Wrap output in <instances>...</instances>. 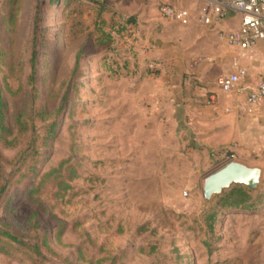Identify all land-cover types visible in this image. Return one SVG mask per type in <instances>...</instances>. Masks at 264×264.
<instances>
[{"label": "rangeland", "instance_id": "rangeland-1", "mask_svg": "<svg viewBox=\"0 0 264 264\" xmlns=\"http://www.w3.org/2000/svg\"><path fill=\"white\" fill-rule=\"evenodd\" d=\"M190 1L195 22L159 14L162 3ZM204 6L201 0H0L8 126L15 132L18 116L30 119L38 145L48 123H57L49 144L38 149L34 175L20 176L28 158L19 168L16 162L20 150L31 151L29 132L13 148L0 146L3 177L11 174L0 196L1 219L28 237L24 228L38 208L26 189L62 160L76 169L62 197L53 196L51 180L38 195L47 260L264 264V122H256L251 148L209 144L215 136L198 122L208 92L199 91L216 86L221 66L195 70L209 61L205 36L216 31L215 46L226 50L229 28L199 22ZM234 14L229 10L219 24ZM39 111L47 120H38ZM228 159L263 169L258 190L234 183L204 203L203 178ZM238 187L248 200L227 206L239 197ZM0 264L31 261L11 243L0 251Z\"/></svg>", "mask_w": 264, "mask_h": 264}, {"label": "crops", "instance_id": "crops-1", "mask_svg": "<svg viewBox=\"0 0 264 264\" xmlns=\"http://www.w3.org/2000/svg\"><path fill=\"white\" fill-rule=\"evenodd\" d=\"M201 3H205L204 7H206L210 3V0H201ZM194 4L195 3L193 1H190L185 5V7L173 3L174 6L178 8H185L189 11V22L196 21L194 19L195 17L191 19L190 12L193 10ZM230 11H234L235 14L224 20L221 24H219V21L216 22V26L219 28H229L228 30L238 27L240 23V13L235 10ZM228 12L229 10L227 13ZM215 32L209 33L205 36V40L211 42V45L209 46L211 50L209 53V61H202L198 63V67L195 72H198L201 68L217 64V66H221V72H219V75L217 76L219 77L220 75H225L234 71V68L232 67V60L237 58L240 67L244 68L247 74L239 80L234 91L230 94H226L221 91L217 84L215 87L199 91L201 93L208 92L204 99L201 100L203 102H207L208 105L199 108L198 112L200 118L198 119V122L207 130L205 132L207 137L211 135L215 136L213 141H210L209 144L211 142H216L217 145H221L233 142V145L237 148H243L245 146H249L247 148H251L255 142L254 137L256 133V122H264V109L256 110L254 112H242L235 108V104L237 101L242 100L255 86L256 82L264 76L262 71L264 41L258 42L256 46L247 50H240L229 46L228 44L229 49L223 50L215 46V43L219 40V37L215 34ZM184 56L186 57V55ZM211 97L215 98L214 102L210 101ZM197 100L199 101V99H195V101Z\"/></svg>", "mask_w": 264, "mask_h": 264}, {"label": "trees", "instance_id": "trees-1", "mask_svg": "<svg viewBox=\"0 0 264 264\" xmlns=\"http://www.w3.org/2000/svg\"><path fill=\"white\" fill-rule=\"evenodd\" d=\"M4 91H11L8 84L5 82L2 86L0 85V146L4 148H13L18 144V137L25 135L26 132H29L30 140L29 144H32L31 151L26 154V148L20 150L17 154L16 162L19 163L18 168L22 165L27 158L29 163L25 167L24 172L20 175L24 177L25 175H34L37 173V156L39 155V147L46 146L49 144V140L53 138L56 131V121L53 120L44 129V134L40 139L41 142L38 145H35L37 142V137L35 135V129L32 126H29V120L18 116L16 119V128L13 132L7 123V102L4 96ZM38 120L45 121L47 120V113L44 111H39L37 113ZM28 144V145H29ZM17 169V168H16ZM3 168L0 165V196L6 192L7 188L11 184V174L8 173L6 177H3ZM76 177L75 167L69 163L68 159L62 160L58 163L57 166L50 168L48 171L41 173L37 184L29 187L25 191L26 199L35 204L38 208V211H44L45 207L43 202L38 195L41 193L43 184L48 181H52L55 190L53 191V196L55 198L62 197L67 190L71 188V180ZM17 183V182H16ZM239 197L234 199H229L227 201V206H240L248 200L249 193L245 188L238 187L237 189ZM37 212L33 213V222L30 225H27L24 229L29 233L28 237H19L18 234L13 232L7 223L0 217V251L4 249V245L14 243L17 248H23L24 253L28 256L31 261V264H54L50 260H47L45 257V251H49L48 246V237L46 231H41L40 222L37 218ZM27 238L28 240H24ZM112 261L110 264H113Z\"/></svg>", "mask_w": 264, "mask_h": 264}, {"label": "built area", "instance_id": "built-area-1", "mask_svg": "<svg viewBox=\"0 0 264 264\" xmlns=\"http://www.w3.org/2000/svg\"><path fill=\"white\" fill-rule=\"evenodd\" d=\"M228 10L240 13V23L237 28L224 33V40L229 46L247 50L264 41V0H210L199 14L198 20L204 25H211L224 18ZM159 14L167 19L181 24L189 22L190 13L185 8H178L171 3H162L158 7ZM233 72L220 75L216 79L218 88L226 94L234 91L239 80L246 76V70L239 65L237 58L232 60ZM264 75V59L262 62ZM215 101L214 97L210 98ZM235 108L242 112H254L264 109V76L259 79L250 92ZM230 160V159H228Z\"/></svg>", "mask_w": 264, "mask_h": 264}, {"label": "water", "instance_id": "water-1", "mask_svg": "<svg viewBox=\"0 0 264 264\" xmlns=\"http://www.w3.org/2000/svg\"><path fill=\"white\" fill-rule=\"evenodd\" d=\"M263 169L245 162L230 159L208 173L202 182L203 202L210 203L212 198L222 193L232 184H241L251 192L258 190Z\"/></svg>", "mask_w": 264, "mask_h": 264}]
</instances>
